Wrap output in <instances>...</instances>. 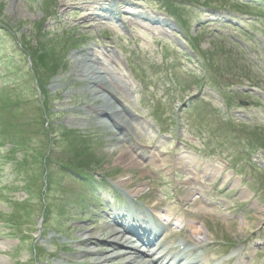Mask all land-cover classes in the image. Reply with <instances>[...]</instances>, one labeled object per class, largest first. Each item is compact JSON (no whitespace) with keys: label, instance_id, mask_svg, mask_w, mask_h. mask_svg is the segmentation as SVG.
I'll use <instances>...</instances> for the list:
<instances>
[{"label":"rangeland","instance_id":"374dc122","mask_svg":"<svg viewBox=\"0 0 264 264\" xmlns=\"http://www.w3.org/2000/svg\"><path fill=\"white\" fill-rule=\"evenodd\" d=\"M45 1V0H42ZM90 2L91 0H84ZM134 4L137 3L136 0H131ZM252 1V0H248ZM36 2H41V0H36ZM92 2V1H91ZM65 3H69L74 7H78L79 2L75 5V0H57L58 8H57V14L58 9L63 8ZM264 3V2H263ZM156 4V3H155ZM210 4V5H216V6H228L231 8H239L244 9L240 5H236L235 1L232 0H172V6H174V10L176 8L179 9L180 12V20L181 24H183V27L185 31L188 33V35L195 37L197 34L200 36V45H201V51L206 52L212 46V41L208 37V34L206 31L203 30V28L200 26L199 23L191 22V20L197 15L199 12L196 11L197 8L204 7V5ZM141 6L134 5L133 9H139ZM145 8V12L149 11L150 9L148 6H143ZM157 7H159L157 5ZM264 7V6H263ZM138 11V10H136ZM248 12L247 10H239ZM71 12H75V10H72ZM150 14L153 12H149ZM145 15L149 16V14L146 12ZM0 17L3 19L4 27L3 30L5 32H13L12 34L14 37H17V40L21 41V43L24 44L26 50L23 54L24 60L29 61H37L40 59L41 63H44V65H47L51 70H45V72L40 71L41 64L39 62H36V65L34 67L35 76L30 74V69L26 71L24 75L17 74L16 68L14 65L13 57H12V51L14 49L12 42L10 38L7 39V41L0 39V74L2 78L0 79V108L3 105L10 104L13 100V98L9 95L10 89L9 87L5 88L3 91L4 85L10 86L12 89H16V83L19 82L18 87H21L22 91L20 96L22 97H32L31 96V87L34 83V78H40V85L42 83L46 84V90L43 92V96L41 99L46 100L45 102V109L42 106V112L38 113L41 115V119L37 115V111L34 106L37 105L34 104V106H30V117L29 119L32 121V124L34 127H37V122H39L40 127L42 126H48V123H51V126L54 127L55 130L58 131V134L61 135L66 134V132L71 131L72 133L75 132L77 135L76 137L72 138L73 140L77 138V140L73 141L70 140H63L58 139V143H47L43 142L40 138L35 139V141L40 146L38 157L40 159V162H43L46 158L48 159L49 156L55 161L65 163L66 165H69V162L73 163V161L78 163H86L82 164L85 167H89L92 169H97V171L102 172H108L114 176H116L118 179H120L123 182H126L128 184L133 183V188L142 190V188H145V193L149 189V183L150 179L154 177L153 174L148 173L142 166H134L132 162L130 163L131 168L125 167L121 165V163L118 161L116 162V156L113 153H110L108 151L109 145L112 143V141H109V137H111V133H100V131H97L95 127H93V123L90 124V122H87V120H91V117L83 116L77 114L75 111L77 109L87 108L88 102H86L88 99H90L89 95L83 96L78 93V89L81 87L80 82H75L74 79L76 77L71 74L72 67L74 66L72 63L68 64V68L64 66L62 68V63L58 62L56 65L54 62H50L47 57L43 55H40L39 53H34V49L30 48H37L39 42H42L43 44H46L45 42L46 38L40 39L36 35H40L43 37H47V26L45 24V17H42V10H40L38 7L32 8L31 2L29 0H0ZM183 18V20H182ZM221 16H216V19H220ZM119 21V19H118ZM198 25V26H197ZM264 25V23H263ZM116 29L119 31V27L117 24H115ZM132 26H128V30L131 29ZM122 29V26L120 30ZM176 29L181 30L182 28L180 26H176ZM182 31V30H181ZM144 34L143 32H141ZM251 34V33H250ZM255 39H251V41L243 40L244 45L247 46L244 49V52L249 53L251 59L259 60L258 62L254 61V66L250 69V76L252 80H250V77H248L249 81L244 78L245 76H249L248 70H238L240 67L247 68V64H249L244 56L239 52L238 54L234 55V58L238 63H225L222 66V70L220 74L218 75L217 81L224 79V80H230L231 83L236 84V86H244V88H249V85L254 82V79L259 77L258 81L261 82L260 84L262 86V91L258 90L260 93V96L262 97H254L256 100L261 99L264 100V35L261 33L256 32ZM116 37H119L116 34ZM129 37V35H128ZM37 40H39L37 42ZM117 41L124 46V49L126 51H132V49H135L138 53V58L136 59L139 61L141 67L146 69V72H150L151 74H158V77L155 79L156 85L155 88L159 90L160 92L162 89H164V86L161 82V79H169V82H175L174 77H171L173 75L171 68L169 67V64H167V56L165 55L166 52L163 47L160 45L154 43L150 44L149 42L151 40H145L137 41V43L134 44V42H128V40L123 44L124 41H121V39L117 38ZM134 44V45H133ZM70 51H74L76 48L75 46L72 47ZM178 49L182 50L181 48L177 47ZM36 49V50H37ZM176 46H173L170 49V52H175ZM173 50V51H172ZM224 50H227L228 52H232V49H229L228 47H224ZM47 51V50H44ZM71 52V53H72ZM186 52L185 50H182V53ZM42 53V52H41ZM48 54V53H47ZM204 54V53H203ZM241 54V55H240ZM189 57V56H188ZM194 57V56H193ZM244 58V59H243ZM68 60V58H67ZM60 64V65H59ZM12 66L13 68L9 67ZM35 65V64H34ZM9 67V68H8ZM31 67V66H30ZM46 67V66H45ZM185 67V66H184ZM59 68V69H57ZM186 68V67H185ZM192 66L189 65L187 68L188 71H191ZM10 72V74L7 76H3V73ZM175 73L179 74L178 78H185L186 71H184L183 67L181 66L176 69ZM254 74V77H253ZM146 75V74H145ZM22 76V77H21ZM48 76V77H47ZM26 81L27 85H23L20 83V81ZM258 85V83H257ZM27 86V88H26ZM2 88V89H1ZM197 87H193V91H196ZM242 89V88H241ZM72 90L75 95L72 97H67L66 95H69V92ZM16 91V90H15ZM203 92V91H202ZM3 93V95H2ZM2 95V96H1ZM14 96V95H13ZM70 96V95H69ZM210 96L212 99H210L211 102L205 104V103H199L196 105L197 107L187 115V120L191 119L192 121L190 123V130L185 134L183 137L184 142L189 144H194L198 148H202V144L207 150H214L215 148H218L221 150V152L228 153V148L225 149L227 145L223 144L222 141L219 139V137L222 135L225 137L230 144V146H236L238 151H242L241 147L243 146V142L239 137H234L233 134H231V131L229 129L228 123H224L222 121L224 113L226 112L225 108L222 106L221 99L218 95L211 93ZM47 99H50V102L52 104L51 109L48 108L47 105ZM91 100V99H90ZM204 100V99H201ZM151 102H142V104H139L138 107H134L135 109L139 110L144 116L149 113V111H153L150 107ZM147 104V105H145ZM164 102H162V106L160 107L159 111L160 113L165 112V115L163 116L164 119L170 120L168 123H161L171 130L173 127H170V122L173 121V110H172V104H169L168 106L163 105ZM166 104V103H165ZM94 105H97V103H94ZM159 103L156 104L158 106ZM216 108L221 109L222 111H217ZM26 108L21 107L18 108L14 116H9L7 114H3L0 118V132H2V128H5V130H9L10 133L15 136L13 139L16 141V144H19L18 142L21 140V138H30V133L33 131V126L24 127L20 130H18L19 124H17L18 118H23L26 113ZM148 112V113H147ZM255 114V111H252ZM53 113V116L49 115ZM231 113V119H233V112L230 110ZM74 120V121H72ZM186 120V119H185ZM149 121L151 124L154 125L151 114L149 113ZM158 122H161L157 119ZM80 122L84 124L81 125ZM81 125V126H79ZM162 125L161 127L163 129H166ZM69 133V132H68ZM256 135H262L264 136V125H262L258 131L255 133ZM140 135L141 132H140ZM59 136V137H60ZM46 136H43V138ZM32 138V136H31ZM198 139V140H197ZM201 142H200V141ZM77 144L80 145V148H76ZM50 145L53 147L51 148ZM43 148V154L40 155V150ZM169 146L166 145L165 149H168ZM81 151L86 150L87 152L79 153ZM168 151V150H166ZM127 152V151H125ZM51 153V154H50ZM128 153V152H127ZM245 153V152H244ZM243 153V154H244ZM261 152L256 153L254 156L261 155ZM129 155V154H128ZM82 167V166H81ZM56 169H59L62 171L61 166H56ZM54 169H50L51 171H55ZM61 172H56L57 176L60 175ZM5 174L7 172L5 171ZM8 177V176H7ZM133 179V181H131ZM59 182L62 190L70 191V182L71 180L68 177H65L64 179H57ZM43 182L40 181L36 183V186L34 191L42 190ZM58 188L59 185H56ZM38 191V192H40ZM23 194L17 195L15 198L16 202L22 203V206H29L26 213H22L19 215V218L23 220V217L27 220L24 224L25 230H35L37 229L38 225L40 224L42 214L44 212L43 209V202H38L39 200L35 198L34 192H31V195L27 193V197L22 196ZM21 196V197H20ZM60 199L56 204L54 205L53 215H60V210L63 209V207H68V204L72 203L74 193H60L57 195ZM52 197V193L49 192L47 200H49ZM8 201V200H7ZM21 201V202H20ZM261 204V203H259ZM263 204V203H262ZM258 206V205H257ZM256 206V207H257ZM253 206L249 211L248 215L246 216V220H248L252 224V229L260 226L261 224H254L252 221L254 220V216L256 215V208ZM11 207L6 205H2L0 203V221L1 219L9 221L11 219ZM29 214V217L27 216ZM70 212L68 211V208L66 209L65 218L69 219L67 223H65L64 227L66 228L65 231L62 230L61 232H66V237L68 239H73V237L82 238L81 233L79 234V230L75 229L76 226L82 225L83 230L85 231L86 225L88 222H83V218L79 216L76 212L73 214V217L69 215ZM3 217V218H2ZM237 220H231L228 222L233 223H224V222H210L206 225L207 229L211 232H213L214 236H220L224 237L227 241L235 242L237 240H240L242 238H245L247 235L250 234L249 229H243L241 230V222L242 220L236 222ZM264 221V220H263ZM213 224L217 225V230L213 231ZM75 226V227H74ZM6 227L8 225L6 224ZM69 228V230H68ZM72 228V231H71ZM5 229V228H3ZM81 229V230H82ZM12 231V230H11ZM13 232V236H16L20 234V232ZM72 234H71V233ZM88 232V230L86 231ZM52 231L46 232V237L48 238L51 235ZM96 233H101V230H98ZM80 236H76V235ZM37 235V232H32V242L31 237H29L26 240L22 239L21 241L17 239L16 237L10 238L11 242H8V245L10 246L11 250H13L12 255L13 258H7L5 257L6 264H31L36 263V260L30 261L28 258V252L33 253L36 246H40V242H37L34 237ZM90 235V234H89ZM93 236V235H91ZM56 237H60V234L56 235ZM60 240H58L59 242ZM65 245H69L71 247V241L67 240L64 244L59 245V247L53 248L54 254H52L53 257L49 256V252L45 255H41V251L38 250V256H40V259L43 260L46 264H55L56 261H58L57 257H62L63 254L61 253V247H64ZM72 248V247H71ZM56 256V257H54ZM1 259V257H0ZM33 259V257H31ZM39 259V260H40ZM2 260V259H1ZM40 264V263H39Z\"/></svg>","mask_w":264,"mask_h":264},{"label":"bare ground","instance_id":"6f19581e","mask_svg":"<svg viewBox=\"0 0 264 264\" xmlns=\"http://www.w3.org/2000/svg\"><path fill=\"white\" fill-rule=\"evenodd\" d=\"M103 2L110 3V1L108 0H103ZM115 3L116 1L114 0L109 5H98L99 9L104 12V16L112 19V21H115L114 18L118 17V15L120 14V10H115L114 8L115 6H117ZM86 6L89 8V10L98 9V6L95 7V4H88ZM89 10H87L88 14ZM60 12H62L63 15L64 13H66V11L62 9L60 10ZM77 12L78 11L75 10L73 14L75 18H72L70 20L64 16L61 17V19L63 20L64 27L62 30L63 35L59 39L48 36L49 40H47V42L51 44H60L62 43L60 42V40L70 41V39L76 42H79L80 40L84 41L86 33L83 32L80 28L78 30L75 27L76 25H74L75 19L79 20ZM121 14H132V12L125 10L122 11ZM136 18L140 19L141 17L135 16L132 17L131 20H136ZM101 20L102 18L98 17L97 19H93L92 22L101 23L102 26L110 28V26L106 22H101ZM162 20L164 19L161 18V21ZM161 24L167 26V24L164 22H161ZM71 59L77 60L74 63L71 72V74L76 77L74 81L80 82L82 84L81 87L78 89V93L83 96L89 95L91 99H88L86 101L88 102L87 108L77 109L75 112L79 115L93 117L91 120H87V122H90V124L93 123V127H95L97 131H100V133L114 134V127H116V122L114 120H111V122H109V118L106 119V117L108 116L107 113L116 116L118 119L120 118L122 120L121 124L129 122V120L122 116L123 110L116 106V104H114L110 100L108 94L105 93L106 91H108L106 87L103 86L105 84V80L99 77V75H103L102 71L98 70V68L94 66L91 62L87 63L85 61L89 60L87 53L83 54L82 56H73V58ZM70 91V96L66 95L67 97H72V95H75L72 90ZM94 103H97V105H94ZM17 122V124L21 125V127L24 126V124L20 121ZM80 124L84 126L82 122H80ZM125 134H128L126 126L123 127L122 135L125 136ZM37 138H41V140L43 139V142L45 141L47 143L56 142V135L50 133L49 131L46 137L42 138L40 136H37ZM109 141H112V143L109 145L108 151L110 153L115 154L116 162L119 161L121 165L129 167V169L131 168V162L133 165L139 164L138 161H133V156L131 154V159H129V156L127 155L128 153L125 152L126 150L124 149V147L120 145V139L116 137L115 134L113 137H109ZM136 192H140V190H136ZM258 210L261 211L262 209L258 208ZM131 213H116L112 217V220L117 223H132L131 220H128L132 216ZM243 225L245 226L241 229H250L247 220L243 222ZM86 228H89L84 231V237L86 238L85 242L87 243L86 246L77 249L73 253H70V255L73 256V259H64V262H67L69 264H148V262L144 259H137L136 257H134L135 252L132 250V245L128 243V241L124 240L123 236L119 233L118 229L114 228V226L108 225L106 231H101V233H96L98 229L92 225H87ZM127 229H129V232H131V234H135V236H137V231L133 230L132 228ZM87 230L90 235L86 232ZM137 238L142 239V237L140 236H138ZM101 241L105 242L103 244H100L99 242ZM124 246H126L127 248ZM119 247L120 250L117 249ZM7 249L8 248L6 247V250ZM0 264H6V262L0 260Z\"/></svg>","mask_w":264,"mask_h":264}]
</instances>
